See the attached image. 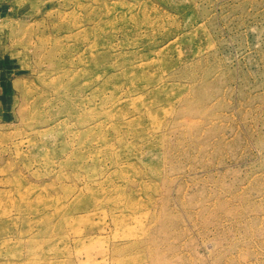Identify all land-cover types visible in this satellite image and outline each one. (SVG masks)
I'll use <instances>...</instances> for the list:
<instances>
[{
    "label": "rangeland",
    "instance_id": "1",
    "mask_svg": "<svg viewBox=\"0 0 264 264\" xmlns=\"http://www.w3.org/2000/svg\"><path fill=\"white\" fill-rule=\"evenodd\" d=\"M5 2L0 264H264V0Z\"/></svg>",
    "mask_w": 264,
    "mask_h": 264
},
{
    "label": "crops",
    "instance_id": "2",
    "mask_svg": "<svg viewBox=\"0 0 264 264\" xmlns=\"http://www.w3.org/2000/svg\"><path fill=\"white\" fill-rule=\"evenodd\" d=\"M9 9L7 10V5L5 0H0V22H2L6 17L9 15L8 13ZM3 77L0 72V84L2 83L3 85Z\"/></svg>",
    "mask_w": 264,
    "mask_h": 264
},
{
    "label": "bare ground",
    "instance_id": "3",
    "mask_svg": "<svg viewBox=\"0 0 264 264\" xmlns=\"http://www.w3.org/2000/svg\"><path fill=\"white\" fill-rule=\"evenodd\" d=\"M49 216V215H48ZM64 221H68V217L62 218Z\"/></svg>",
    "mask_w": 264,
    "mask_h": 264
}]
</instances>
